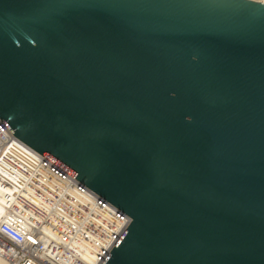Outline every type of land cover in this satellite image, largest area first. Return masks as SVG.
I'll list each match as a JSON object with an SVG mask.
<instances>
[{"label":"water","instance_id":"95a60500","mask_svg":"<svg viewBox=\"0 0 264 264\" xmlns=\"http://www.w3.org/2000/svg\"><path fill=\"white\" fill-rule=\"evenodd\" d=\"M0 121L128 218L100 264H264V1L0 0Z\"/></svg>","mask_w":264,"mask_h":264},{"label":"built area","instance_id":"2783aa9c","mask_svg":"<svg viewBox=\"0 0 264 264\" xmlns=\"http://www.w3.org/2000/svg\"><path fill=\"white\" fill-rule=\"evenodd\" d=\"M0 264H100L128 223L0 121Z\"/></svg>","mask_w":264,"mask_h":264},{"label":"bare ground","instance_id":"6f19581e","mask_svg":"<svg viewBox=\"0 0 264 264\" xmlns=\"http://www.w3.org/2000/svg\"><path fill=\"white\" fill-rule=\"evenodd\" d=\"M261 1H264V0H261ZM8 201H9V198H8V196H6V195H4V196H2V197L0 198V212H2V210H3L4 206H5V204L8 203Z\"/></svg>","mask_w":264,"mask_h":264}]
</instances>
